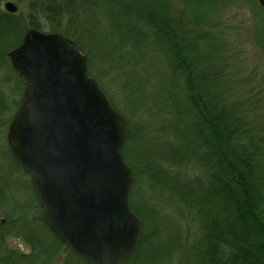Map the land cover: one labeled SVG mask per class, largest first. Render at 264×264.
<instances>
[{
  "label": "trees",
  "instance_id": "trees-1",
  "mask_svg": "<svg viewBox=\"0 0 264 264\" xmlns=\"http://www.w3.org/2000/svg\"><path fill=\"white\" fill-rule=\"evenodd\" d=\"M210 1L183 0L176 14L170 0H28L25 18L0 10V68L5 66L0 87L9 86L11 92L0 89V127H9L22 101L25 83L8 54L27 31L71 40L98 83L91 71L97 58L120 64L131 111L116 109L99 85L129 125L123 148L133 173L128 201L143 232L126 264H264V139L254 136L243 104L231 101L226 79L215 63H208L207 33L183 23V17L201 23ZM156 66L161 67L158 75ZM137 111L151 112L159 128L135 123ZM173 120L178 121L177 132L171 133L177 144L165 155L145 164L129 155L127 147L135 138L157 140L161 124ZM6 155L21 170L8 148ZM30 188L36 207L14 199L12 213L0 208L5 220L0 224V264H91L48 229L31 183ZM35 208L37 216L31 215ZM39 229L51 241H43ZM10 237L21 238L29 253L8 249ZM62 253L66 256L60 258Z\"/></svg>",
  "mask_w": 264,
  "mask_h": 264
},
{
  "label": "water",
  "instance_id": "water-1",
  "mask_svg": "<svg viewBox=\"0 0 264 264\" xmlns=\"http://www.w3.org/2000/svg\"><path fill=\"white\" fill-rule=\"evenodd\" d=\"M258 4L264 9V0ZM4 10L16 8L7 2ZM8 58L25 88L6 141L30 175L44 224L91 264H126L143 232L128 201L133 173L123 155L126 118L68 38L29 30Z\"/></svg>",
  "mask_w": 264,
  "mask_h": 264
},
{
  "label": "rangeland",
  "instance_id": "rangeland-1",
  "mask_svg": "<svg viewBox=\"0 0 264 264\" xmlns=\"http://www.w3.org/2000/svg\"><path fill=\"white\" fill-rule=\"evenodd\" d=\"M182 1L170 0L172 11L175 10V14L184 6ZM7 2L12 3L16 8L15 13H8L9 15L25 18L30 4L28 0H0V10L6 12L4 5ZM210 3L212 8L209 10V5L206 6V10L203 11L205 13L200 17V19L202 18L201 23L194 24L185 17H183V23L199 29L202 34L207 33L204 36L208 40L206 45L210 46L208 55L205 53L208 63H215V68L226 79V86L232 95L231 101L243 104L244 109L242 110L245 111L246 122L248 125L250 124L251 130L256 132L254 136L264 139V9L259 6L258 0H211ZM99 59L97 58L91 68L92 74L99 78V83L107 91L109 98H112L115 108L121 113L130 112L131 107L126 104L125 94L122 91L124 78L119 70L120 64L118 62L110 64V62ZM4 67L0 68V74ZM155 68L158 75L161 72V67L156 66ZM0 89H7L6 92L11 93L9 86L4 85ZM14 93L12 95L17 100L18 93ZM135 114H137L133 117L135 123L144 124V126L151 123L154 129L156 126L159 128V120L155 117L150 119L151 112L143 115L137 111ZM177 122V120H173L174 124L171 122L161 124L163 132L159 134L160 137L157 140L146 141V139L135 138L127 147L129 155L135 159H142L144 164L165 155L168 148L177 144L171 135L172 130L174 133L177 132ZM179 124L181 125V122ZM7 127L6 125L0 127V200L3 199L0 208L9 214L13 212L12 202L14 199H20L21 202H26L34 207L36 205L31 194L30 175L24 173L22 169H17L7 160ZM140 202L148 208L154 206L149 201L141 200ZM37 208L31 215H38ZM169 215V211H167L166 216ZM170 217L175 218L172 214ZM173 222L176 223L177 220ZM179 224L183 228L185 227L183 223ZM150 230L151 227L147 226V232ZM38 232L43 236L41 237L43 241H51L48 233L42 232L40 229ZM6 246L19 253H29L30 251L21 238L17 237L8 238ZM59 256L62 258L66 255L62 253ZM49 264L58 263L55 261Z\"/></svg>",
  "mask_w": 264,
  "mask_h": 264
},
{
  "label": "bare ground",
  "instance_id": "bare-ground-1",
  "mask_svg": "<svg viewBox=\"0 0 264 264\" xmlns=\"http://www.w3.org/2000/svg\"><path fill=\"white\" fill-rule=\"evenodd\" d=\"M259 7V6H258ZM99 84V83H98ZM99 87H100V85H99ZM24 88H25V86H24ZM101 88V87H100ZM101 90H102V88H101ZM103 91V90H102ZM104 92V91H103ZM107 92V91H106ZM105 93V92H104ZM105 95H106V93H105ZM110 102V101H109ZM111 104V103H110ZM112 106V105H111ZM114 108V107H113ZM115 109V108H114ZM116 110V109H115ZM117 111V110H116ZM118 112V111H117Z\"/></svg>",
  "mask_w": 264,
  "mask_h": 264
}]
</instances>
